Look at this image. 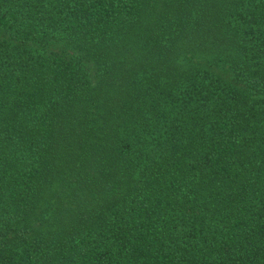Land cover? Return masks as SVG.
<instances>
[{
	"label": "trees",
	"instance_id": "trees-1",
	"mask_svg": "<svg viewBox=\"0 0 264 264\" xmlns=\"http://www.w3.org/2000/svg\"><path fill=\"white\" fill-rule=\"evenodd\" d=\"M0 264H264V0H0Z\"/></svg>",
	"mask_w": 264,
	"mask_h": 264
}]
</instances>
